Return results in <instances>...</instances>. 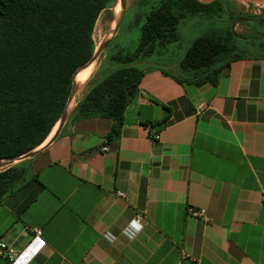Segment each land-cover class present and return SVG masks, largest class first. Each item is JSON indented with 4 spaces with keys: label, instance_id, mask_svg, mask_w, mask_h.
Here are the masks:
<instances>
[{
    "label": "crops",
    "instance_id": "1",
    "mask_svg": "<svg viewBox=\"0 0 264 264\" xmlns=\"http://www.w3.org/2000/svg\"><path fill=\"white\" fill-rule=\"evenodd\" d=\"M212 23L187 20L145 63L117 132L76 109L34 156L0 170V241L22 264H264V57L232 61L215 85L173 77Z\"/></svg>",
    "mask_w": 264,
    "mask_h": 264
},
{
    "label": "trees",
    "instance_id": "2",
    "mask_svg": "<svg viewBox=\"0 0 264 264\" xmlns=\"http://www.w3.org/2000/svg\"><path fill=\"white\" fill-rule=\"evenodd\" d=\"M151 1L136 48H116L106 76L77 108L84 116L111 118L115 132L138 90L145 63L181 39V26L187 20L227 16L221 27L196 37L187 48L178 74L173 75L179 82L215 85L232 61L264 57V9L245 13L234 6L235 0ZM115 3L0 0V159L31 152L48 137L64 112L76 70L95 52L93 30L98 17ZM236 19L251 31L238 34Z\"/></svg>",
    "mask_w": 264,
    "mask_h": 264
},
{
    "label": "rangeland",
    "instance_id": "3",
    "mask_svg": "<svg viewBox=\"0 0 264 264\" xmlns=\"http://www.w3.org/2000/svg\"><path fill=\"white\" fill-rule=\"evenodd\" d=\"M147 1L148 0H126V10L127 9L128 10L126 11L124 20L122 21L119 27L116 37L113 39L110 46L107 49H105L95 59V67L91 75L89 76L87 81L83 83L80 86V88L77 89V91L75 92L73 99L75 98L76 99L74 100V102L71 103V107L69 108V111L67 113L68 115L70 112L78 108L81 101L88 95L90 90L93 88V87L92 88L90 87L94 83H96L97 80H99L101 76L106 74V72L111 68L112 56L114 55L116 48H119L122 46L127 47L128 49L136 48V46L138 45L139 39H140V35H141V27L145 22L144 13L146 11V7L148 6V3H146ZM155 1H158V0H152L151 2H155ZM118 2L120 4V0H118ZM234 6L238 9H241L245 13L257 14V13H260L264 9V1L262 0H253V1L235 0ZM118 16L119 15H116V12H115V6L108 8V9H104L100 13L95 23L94 30H93V38L96 43L95 49L99 48L101 44H103L109 38H111V36H113V29L116 24L115 20L117 22ZM225 18H227V16H225ZM225 18L223 17L219 20L212 21L213 23L215 22L216 25L214 26L213 23L209 25V27L211 28L208 31H211L212 28L216 26L221 27L227 21V19ZM238 19H241V17H239ZM238 19H236L237 22H235L234 24V29L236 30V32L238 34L249 33L251 31L250 28L244 22H238ZM221 20H224V22H221ZM127 24H131V27L134 24L135 25L133 26V28H131V30L128 31L126 30ZM147 62H152V60L149 59ZM100 81H102V79ZM75 102H77L76 105H74ZM60 123H61V118H59V120L53 126L48 137L38 147H36L32 151L40 150L41 148H43L49 142V140L53 137L55 132H57L60 126ZM55 126L56 128L54 129ZM19 162L20 160H16L13 163H10L4 167H1L0 170L7 169V168H13L10 170H14L15 167L19 164ZM11 176H13V174ZM12 178H14L12 180H15L14 176Z\"/></svg>",
    "mask_w": 264,
    "mask_h": 264
},
{
    "label": "built area",
    "instance_id": "4",
    "mask_svg": "<svg viewBox=\"0 0 264 264\" xmlns=\"http://www.w3.org/2000/svg\"><path fill=\"white\" fill-rule=\"evenodd\" d=\"M149 130V137L152 140H159L160 139V133L154 132L150 129L148 126ZM108 146L107 144L102 147V150H107ZM119 195H123L122 192H118ZM192 214L195 216H199L204 218L205 217V210L204 209H197V210H191ZM142 217L140 215H137L136 218H134L128 225L127 227L123 230V232L129 236V237H134L136 234L140 231L142 228V223H141ZM32 234L33 236H40L41 235V230L40 228H32ZM105 236L109 239H113V236L111 234H105ZM0 255L8 262V264H22L23 260L20 259L21 252H19V249L15 248L12 245L7 244L5 241L1 240L0 241Z\"/></svg>",
    "mask_w": 264,
    "mask_h": 264
},
{
    "label": "water",
    "instance_id": "5",
    "mask_svg": "<svg viewBox=\"0 0 264 264\" xmlns=\"http://www.w3.org/2000/svg\"><path fill=\"white\" fill-rule=\"evenodd\" d=\"M203 1L208 2V1H211V0H203ZM244 1H253V0H244ZM262 1H264V0H262ZM117 2H118V0H116L115 5L117 4ZM115 5H114V6H115ZM125 14H126V0H123V10H122V13H121V15L119 16V18H118V20H117V22H116V24H115V27H114V29H113V36H111V38H109L106 42H104L103 44H101V45L99 46V48L95 49V52H94L92 58L88 61V63H89L90 61H94V60H95V59H96V58H97V57H98V56H99V55H100L105 49H107V48L110 46V44H111L112 41H113L114 36L117 34V32H118V30H119V27H120V25H121V23H122V21H123V19H124V17H125ZM86 64H87V63H86ZM84 66H85V64L79 66L78 69L76 70L75 74H76L77 72H79ZM75 74H74V77H73V85H72V88H71V91H70V94H69V97H68V101H67L66 107H65V109H64L63 114H62L61 117H60V118H61V123H60V126H59L58 130L60 129L61 125L65 122V120H66L67 117H68V114H67V113H68V111H67V106H68V104L73 100L74 95H75V92H76L77 89H78V87L75 85V82H74ZM58 130H57V132H58ZM57 132H55V134H54L53 137L49 140V142L52 141V140L54 139V137H55V135L57 134ZM37 151H38V150L31 151V152H28V153H26V154H24V155H22V156H19V157H5V158H1V159H0V168H1V167H4V166H6V165H8V164H10V163H13V162L16 161V160H23V159H25V158L32 157V156H34V155L37 153Z\"/></svg>",
    "mask_w": 264,
    "mask_h": 264
},
{
    "label": "bare ground",
    "instance_id": "6",
    "mask_svg": "<svg viewBox=\"0 0 264 264\" xmlns=\"http://www.w3.org/2000/svg\"><path fill=\"white\" fill-rule=\"evenodd\" d=\"M122 10H123V0H120V4L118 2L115 5L116 15H119L120 16L121 13H122ZM119 16H118V18H119ZM118 18H117V20H118ZM115 23H116V20H115ZM94 67H95V60L94 61H90L89 63L87 62V64H85V66L82 68V70L80 71V73L78 74V76H76V78L74 80L75 85L77 87H80L83 83H85L87 81V79L91 75ZM71 103H72V101L68 104L67 111H69V108L71 107ZM56 126L54 127V129L56 128Z\"/></svg>",
    "mask_w": 264,
    "mask_h": 264
}]
</instances>
